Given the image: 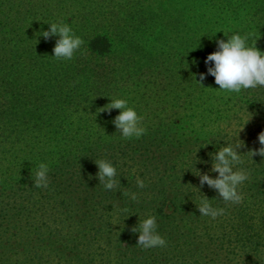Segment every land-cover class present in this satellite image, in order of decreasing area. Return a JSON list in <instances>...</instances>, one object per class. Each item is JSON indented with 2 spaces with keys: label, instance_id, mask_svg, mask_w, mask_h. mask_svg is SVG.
Instances as JSON below:
<instances>
[{
  "label": "trees",
  "instance_id": "1",
  "mask_svg": "<svg viewBox=\"0 0 264 264\" xmlns=\"http://www.w3.org/2000/svg\"><path fill=\"white\" fill-rule=\"evenodd\" d=\"M167 18L176 31L160 41L176 48L146 55L134 41L158 40ZM47 22L83 39L71 60L51 56L58 36L39 35ZM236 31L264 51V0H0V264H264V87L224 93L198 76L216 40ZM145 82L135 109L147 131L126 140L116 110H101ZM224 120L229 142L242 128L237 167L250 173L238 205L200 183L216 175ZM100 159L116 165L113 190L96 176ZM40 161L46 189L32 181ZM202 196L227 215L200 216ZM149 214L165 247L137 244Z\"/></svg>",
  "mask_w": 264,
  "mask_h": 264
},
{
  "label": "clouds",
  "instance_id": "2",
  "mask_svg": "<svg viewBox=\"0 0 264 264\" xmlns=\"http://www.w3.org/2000/svg\"><path fill=\"white\" fill-rule=\"evenodd\" d=\"M47 23V30L41 31L39 35L45 39L58 36L51 56L56 59L71 60L74 53L84 43L83 39L74 33L69 23ZM225 36L227 39L216 40V50L208 53L204 58L206 71L198 73L199 80L203 81L207 76H212L215 84L218 85V88L213 89H218L224 93L239 94L246 89L264 87V51L255 47L254 42L249 43L248 34H241L236 31ZM199 84L201 85V83ZM110 109H119L113 123L122 138L126 140L138 139L146 133L147 129L143 123L144 117L139 115L134 107L129 106L126 98H110L107 107L101 111ZM216 127L218 130H222L224 135L223 144L215 152H210L212 160L209 171L215 172L216 175L200 174V183L215 189L220 199L226 204L238 205L244 201V193L241 188L250 179V173L246 168L237 167L242 163V153L238 150L243 146V143L237 139L238 131L242 128L236 131L235 138L229 142L230 121H221ZM258 140L261 145L258 152L264 156V132L259 134ZM236 141L240 142L237 143ZM249 151L252 156L253 152ZM95 163L98 169L96 176L103 188L105 190L115 189L118 185L116 165L108 159H100ZM49 173L50 164L46 161H40L36 166L32 180L35 187L48 188ZM136 186L137 188H144L145 179L137 175ZM128 195L132 200L137 199L135 192H130ZM197 208L200 216L209 217L211 220L227 215L226 208L214 206L212 200L205 196L200 198ZM134 231L138 232L137 244L144 249L165 247L167 244L166 239L157 231V217L155 215H146Z\"/></svg>",
  "mask_w": 264,
  "mask_h": 264
},
{
  "label": "rangeland",
  "instance_id": "3",
  "mask_svg": "<svg viewBox=\"0 0 264 264\" xmlns=\"http://www.w3.org/2000/svg\"><path fill=\"white\" fill-rule=\"evenodd\" d=\"M177 10L178 9H176V10L173 9L172 18L177 15ZM166 22L168 23V25H166V27L164 26V28L161 30V33L159 34L160 37L158 36V38H157L158 40L149 41L150 38L146 35L145 32H142L140 35V41H134L135 42L134 44L135 45L137 44L140 47L142 46V49L146 50V55H148V53H150V54L158 53L163 44H164V49L167 52H171L172 49L176 48L177 41H160V40L162 38L161 37L162 34L165 37H170L172 34H174V32L176 31V27H175V29H172V25H175V24H171L173 21L170 23L168 18H167ZM138 53H140V52H138ZM132 55L133 56H140L141 54L136 55V50H133ZM142 77H143L144 81L146 79H148V78H146V75H143ZM132 87H136L135 83H133ZM137 91L142 92L143 94H140ZM129 92L130 93L121 94L119 97L126 98L129 102V106H132L134 108H136V107L140 108V107L145 106V104H146V82H145V84L144 83L138 84L137 88H134V89L130 90ZM106 102H107L106 104L104 103L105 107H107V104L110 102V99H108ZM115 110L118 114L119 109H115ZM115 116L113 118H115Z\"/></svg>",
  "mask_w": 264,
  "mask_h": 264
}]
</instances>
